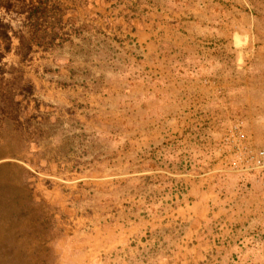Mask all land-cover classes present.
I'll return each instance as SVG.
<instances>
[{
  "label": "rangeland",
  "instance_id": "374dc122",
  "mask_svg": "<svg viewBox=\"0 0 264 264\" xmlns=\"http://www.w3.org/2000/svg\"><path fill=\"white\" fill-rule=\"evenodd\" d=\"M262 154L264 0H0V264H140L143 192L263 197Z\"/></svg>",
  "mask_w": 264,
  "mask_h": 264
},
{
  "label": "crops",
  "instance_id": "0c3cea01",
  "mask_svg": "<svg viewBox=\"0 0 264 264\" xmlns=\"http://www.w3.org/2000/svg\"><path fill=\"white\" fill-rule=\"evenodd\" d=\"M133 108L141 110L142 106ZM175 111L174 101L170 100L164 118L170 120L174 115L180 116V111L179 114ZM166 128L171 127L167 125L162 132H166ZM160 130L138 129L137 133H158ZM171 181L173 191L160 193L153 206L150 191L142 193V216L129 224L132 226L129 245L134 263L264 264V196L260 197L259 186L253 185L259 183V178H250L253 186L246 187L242 195L229 189L228 196L202 182L187 199L176 189L180 180ZM134 206L131 207L133 211ZM151 214H157L152 222ZM184 226L187 233L183 236ZM161 229L163 233L157 235L155 232Z\"/></svg>",
  "mask_w": 264,
  "mask_h": 264
},
{
  "label": "built area",
  "instance_id": "2783aa9c",
  "mask_svg": "<svg viewBox=\"0 0 264 264\" xmlns=\"http://www.w3.org/2000/svg\"><path fill=\"white\" fill-rule=\"evenodd\" d=\"M257 164L260 166H264V154H262V159L257 161Z\"/></svg>",
  "mask_w": 264,
  "mask_h": 264
}]
</instances>
